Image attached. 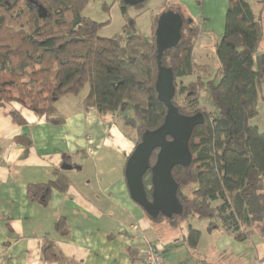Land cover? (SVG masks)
Returning <instances> with one entry per match:
<instances>
[{
  "label": "trees",
  "instance_id": "trees-1",
  "mask_svg": "<svg viewBox=\"0 0 264 264\" xmlns=\"http://www.w3.org/2000/svg\"><path fill=\"white\" fill-rule=\"evenodd\" d=\"M91 2L0 0V102L17 103L58 125L65 119L57 103L66 96H80L88 86L83 108L123 117L136 129L138 144L146 132L161 127L167 116L156 90L159 68L172 70L176 92L177 80L197 75L194 89L198 94L204 89L209 92L215 112L197 107L195 91L188 96L187 109H182L175 92L173 103L181 114L202 113L205 118L190 140L192 163L173 169L183 213L171 218L146 215L153 222L208 220L210 232L223 228L234 233L235 239L246 240L264 222V132L251 124L259 114V102L264 101V54L258 53L263 27L251 4L230 0L216 49L218 73L204 80L201 73L207 67L197 65L193 56L201 28L192 17L180 10H166L180 13L186 23L178 46L159 51L160 16L153 19L152 35L144 37L136 31V19L127 16L132 6L121 0L126 17L123 34L104 38L100 34L107 23L84 15ZM40 6L47 17H40ZM216 76H220L218 83ZM14 119L24 123L18 114ZM64 165L74 167L67 157ZM65 171L62 167L55 171L53 181L30 186L31 201L46 203L53 188L66 192L70 181ZM144 184L151 199V171L144 176ZM200 237L198 230L189 228L190 247H196ZM44 257L64 260L52 244L44 247Z\"/></svg>",
  "mask_w": 264,
  "mask_h": 264
},
{
  "label": "crops",
  "instance_id": "crops-1",
  "mask_svg": "<svg viewBox=\"0 0 264 264\" xmlns=\"http://www.w3.org/2000/svg\"><path fill=\"white\" fill-rule=\"evenodd\" d=\"M154 4L149 32L142 35H152L156 13L180 10L206 27L194 48L195 63L218 68L216 53L209 51L210 38L223 35L230 0H155ZM90 9L93 14L86 13ZM126 13L136 25L145 15L131 8ZM84 15L107 23L103 30L115 23L122 30L125 26L121 0H92ZM67 97L56 105L65 119L58 125L17 103L0 102V264H142L141 251L148 244L163 247L165 264H258L264 259V222L239 241L223 228L210 232L208 220L170 225L151 221L132 200L125 177L136 146L133 137L116 117L85 110V97L74 99L73 110H60L57 106ZM14 114L24 123L17 122ZM255 126L261 130L260 124ZM66 157L75 167L65 171L70 181L66 192L53 188L46 203L31 201L29 187L53 181ZM190 227L201 233L196 247L187 242ZM48 244L64 260L47 261Z\"/></svg>",
  "mask_w": 264,
  "mask_h": 264
},
{
  "label": "water",
  "instance_id": "water-1",
  "mask_svg": "<svg viewBox=\"0 0 264 264\" xmlns=\"http://www.w3.org/2000/svg\"><path fill=\"white\" fill-rule=\"evenodd\" d=\"M123 1L134 7L148 0ZM39 15L41 18L47 17L43 6L39 7ZM185 23V18L176 11H166L160 16L156 30L159 51L178 46L183 38ZM156 90L167 108V116L161 127L146 132L142 141L135 146L126 163L125 177L132 200L148 216L171 218L182 214L184 210L178 198L179 186L173 177V169L192 163L190 140L195 128L205 123V118L202 113L183 115L174 105L176 87L171 69L163 66L159 68ZM156 151L157 160L151 166V158ZM63 169L72 170L75 167L63 165ZM148 171H151V199L144 184V176Z\"/></svg>",
  "mask_w": 264,
  "mask_h": 264
},
{
  "label": "rangeland",
  "instance_id": "rangeland-1",
  "mask_svg": "<svg viewBox=\"0 0 264 264\" xmlns=\"http://www.w3.org/2000/svg\"><path fill=\"white\" fill-rule=\"evenodd\" d=\"M254 11V14L256 16L257 19H260L262 21V27H263V35H262V40L260 42L259 45V49H258V53L262 54L264 53V0H247ZM155 0H149L147 2H145L140 8H136V7H131V9H138L141 10V12L145 13V15L140 19L138 25H136V31L138 33L144 34L145 32H149V28L151 25V17L154 16L153 10L155 8ZM93 7V6H92ZM93 10V8H92ZM95 10V8H94ZM91 9L88 10V12L86 13H90ZM165 12V11H164ZM164 12H162L161 14L156 13V16H161ZM93 14V12H91ZM90 13V14H91ZM90 16V15H89ZM197 24H199L201 31L204 30L206 27L203 24V21L197 20ZM207 32V31H205ZM123 34V30L121 29V27H119L118 24H113L112 27L106 29V30H102L100 36L104 37V38H112L115 36H119ZM143 36V35H142ZM199 38V37H198ZM198 40V39H197ZM221 41V36H212L210 38V48L209 51L211 53H216V48L218 47V45L220 44ZM197 43V41H196ZM196 46V45H195ZM216 57V56H215ZM205 67V66H204ZM218 67V66H217ZM214 70V72H213ZM218 73V69L215 68L214 66L211 65L209 68H207L206 72H202L201 76L205 77L206 80L212 78V76ZM205 80V79H204ZM197 81V75H193L190 77H184L181 78L179 80H177V92H176V103L179 107H181L182 109H187V107L189 106L190 100L188 99L189 95L193 94V92L195 91L196 97H198V103H197V107L203 108L204 110H206L207 112H211L214 113L215 112V106L210 98L209 92L204 89L200 91V94H198L197 89L195 90V85L194 83ZM220 81V76H216V82L218 83ZM182 89H185L183 92H180ZM89 92V87L86 86L85 89L83 90V92L80 94V96H69L67 97L65 100H63L61 102V104L59 106H57L60 110H64V108L67 107L68 110H73L71 109V107L74 106V99H77V101H81V99H83ZM194 101V100H193ZM259 114H258V119L256 120V122H254L252 125H256V124H260L261 126V132H264V101L259 102ZM128 115L132 116V112L129 111ZM116 120H117V124H119L121 126V128L130 136L133 137V139L135 140L136 144L139 140V136L138 133L136 131L135 128H133L130 125H127V123L124 121L123 117L121 116H115ZM181 220H177V223L180 222ZM162 222L165 223V225H170V221L166 220V219H162Z\"/></svg>",
  "mask_w": 264,
  "mask_h": 264
},
{
  "label": "built area",
  "instance_id": "built-area-1",
  "mask_svg": "<svg viewBox=\"0 0 264 264\" xmlns=\"http://www.w3.org/2000/svg\"><path fill=\"white\" fill-rule=\"evenodd\" d=\"M141 259L142 264H165L163 247L158 244H148L141 251ZM258 264H264V259H261Z\"/></svg>",
  "mask_w": 264,
  "mask_h": 264
}]
</instances>
